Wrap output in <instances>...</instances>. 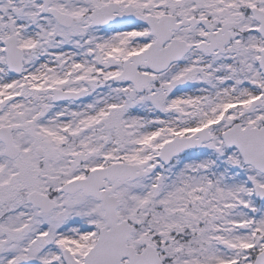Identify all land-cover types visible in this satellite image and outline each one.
Segmentation results:
<instances>
[{
	"label": "snow or ice",
	"instance_id": "snow-or-ice-1",
	"mask_svg": "<svg viewBox=\"0 0 264 264\" xmlns=\"http://www.w3.org/2000/svg\"><path fill=\"white\" fill-rule=\"evenodd\" d=\"M0 264H264V0H0Z\"/></svg>",
	"mask_w": 264,
	"mask_h": 264
}]
</instances>
